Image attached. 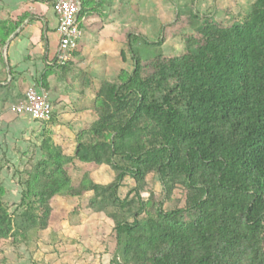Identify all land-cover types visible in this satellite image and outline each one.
Here are the masks:
<instances>
[{"label": "trees", "instance_id": "obj_1", "mask_svg": "<svg viewBox=\"0 0 264 264\" xmlns=\"http://www.w3.org/2000/svg\"><path fill=\"white\" fill-rule=\"evenodd\" d=\"M133 60L129 79L105 89L77 158L111 165L114 193L151 172L167 192L178 182L185 205L118 222L122 264H264V0L232 29L209 25L201 43L152 75ZM53 216L42 192L24 213L43 227ZM8 224L0 198V245Z\"/></svg>", "mask_w": 264, "mask_h": 264}, {"label": "rangeland", "instance_id": "obj_2", "mask_svg": "<svg viewBox=\"0 0 264 264\" xmlns=\"http://www.w3.org/2000/svg\"><path fill=\"white\" fill-rule=\"evenodd\" d=\"M256 1L146 0L145 11L126 17L113 45L90 47L86 53L82 45L66 65L57 67L51 84L59 100L53 102L52 120L40 123L39 139L16 145L23 154L20 163L0 162V198L9 217L0 264H122L116 249L118 222L133 223L143 211V223L158 207L169 212L185 205L180 183L167 192L154 172L140 182L126 177L114 193L115 169L79 160L78 145L91 135L107 86L121 85L132 75L133 57L142 61L145 76L152 75L158 63L180 59L201 43L209 25L232 29L244 23ZM5 50L2 45L4 62ZM48 85L39 86L49 91ZM39 192L54 214L47 227L24 217Z\"/></svg>", "mask_w": 264, "mask_h": 264}, {"label": "crops", "instance_id": "obj_3", "mask_svg": "<svg viewBox=\"0 0 264 264\" xmlns=\"http://www.w3.org/2000/svg\"><path fill=\"white\" fill-rule=\"evenodd\" d=\"M145 1L81 0L78 25L82 32L79 44L85 47L83 53L90 47L104 49L113 45L124 29L126 17L133 16L132 11H145ZM53 2L0 0V47L6 49V62L0 55V162L20 163L23 154L19 155L15 149L19 141H36L42 135L40 123L13 110L25 99L24 89L33 84L42 89L39 85L49 82V91L42 90L52 105L59 100L51 84L53 73L59 71L60 44ZM147 8L150 11L151 4Z\"/></svg>", "mask_w": 264, "mask_h": 264}, {"label": "built area", "instance_id": "obj_4", "mask_svg": "<svg viewBox=\"0 0 264 264\" xmlns=\"http://www.w3.org/2000/svg\"><path fill=\"white\" fill-rule=\"evenodd\" d=\"M53 10L59 20L57 33L60 37V44L57 63L64 66L72 59L81 40L82 32L78 25L81 0H54ZM13 110L39 122H49L54 112L47 93L34 84L28 88L25 99Z\"/></svg>", "mask_w": 264, "mask_h": 264}]
</instances>
